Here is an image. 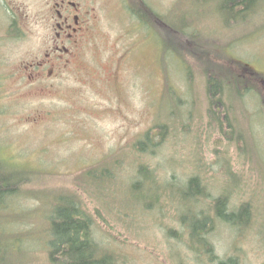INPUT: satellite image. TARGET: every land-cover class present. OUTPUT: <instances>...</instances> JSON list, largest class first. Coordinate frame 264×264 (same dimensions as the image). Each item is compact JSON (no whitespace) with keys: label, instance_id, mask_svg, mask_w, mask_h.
I'll return each mask as SVG.
<instances>
[{"label":"rangeland","instance_id":"obj_1","mask_svg":"<svg viewBox=\"0 0 264 264\" xmlns=\"http://www.w3.org/2000/svg\"><path fill=\"white\" fill-rule=\"evenodd\" d=\"M145 1L161 14L172 11L178 24L193 21L202 41L194 50L183 48L194 75L175 52L164 51L154 29L133 16L135 0H89V32L70 64L56 71L49 66L43 81H34L35 64L52 52L54 14L45 0H0V157L34 173L12 218L17 236L27 241L24 264H51L39 203L47 206L60 194L82 200L99 242L117 264H216L179 236L184 231L173 206L145 210L130 202L131 144L164 120L172 131L153 162L169 159L174 169L156 174L184 176L183 170L197 166L214 194L227 195L228 210L251 202L240 225L220 222L209 240L218 260L264 264V0L246 22L234 20V29L222 23L231 17L223 7L231 0ZM173 38L181 47L182 39ZM215 63L247 77L233 114L246 139L241 147L209 119L202 70ZM102 165L111 177L90 181L89 170L100 176Z\"/></svg>","mask_w":264,"mask_h":264},{"label":"trees","instance_id":"obj_2","mask_svg":"<svg viewBox=\"0 0 264 264\" xmlns=\"http://www.w3.org/2000/svg\"><path fill=\"white\" fill-rule=\"evenodd\" d=\"M231 1H233L232 5L226 2L223 6L231 15L230 19L222 21L227 29L236 27L234 20L244 23L251 14L255 15L262 0ZM135 2L138 7L132 8L133 16L139 22L154 29L164 44V51L175 52L185 64L186 72L190 76L194 75L193 67L188 64L183 48L185 46L194 50L195 44H200L202 41L192 30L193 21L182 19L178 24L172 19V11H169V14L168 12L161 14L145 0H135ZM173 36L180 41L182 39L183 42L180 43L182 48L174 44ZM240 61H238L240 65H245ZM206 62L210 63V61ZM214 65V68L202 70L205 76L209 119L211 122H216L224 138L235 142L237 147H241L240 142L245 138L243 139L244 135L236 124L237 119L233 114H235V106L241 104L245 95L243 88L247 85V77L237 74L224 65L217 63ZM250 74L251 78H255L256 73L252 69ZM167 121L157 123L131 144L129 151L132 150L135 174L132 180H128L130 202L135 200L141 202L145 210L151 207L158 209L166 204L173 206L174 217L184 231L179 236L186 239L188 247L203 250L209 261L217 260L216 264H232L233 258L218 260L212 254L209 235L220 222L232 226L240 225V215L252 204L246 202L238 210H228L227 195L214 194L209 187V180L205 179V174L200 172L202 169L197 166L193 170H183L184 176H178L175 171L174 174L173 170L171 176H167L163 170L162 175L158 176L155 172L157 169L163 168L168 171L174 169L172 160L168 159V162L164 164L158 159L153 162V158L164 144L165 137L171 134L172 130ZM156 127L159 129L155 130ZM245 142L246 147L248 143ZM153 154L156 155L152 156ZM93 170H89L88 178L92 182L103 183V180L111 177V170L106 166L102 165V168L97 169L100 176L95 175ZM33 174L31 169L26 171L16 169L0 157V264H24L23 252L27 249L25 245L27 241L20 235L17 236L16 221L12 218L16 215L13 214L14 205L19 202L23 189L31 181ZM41 202L38 213L45 221L43 224L47 225L43 241L47 246L46 252L51 264H117V257L109 253L99 242L94 229L95 219L76 194L54 196L48 200L47 206ZM37 225L39 224L35 225L36 228ZM171 233L175 231L171 230Z\"/></svg>","mask_w":264,"mask_h":264},{"label":"flooded vegetation","instance_id":"obj_3","mask_svg":"<svg viewBox=\"0 0 264 264\" xmlns=\"http://www.w3.org/2000/svg\"><path fill=\"white\" fill-rule=\"evenodd\" d=\"M54 14V42L52 52L36 65L34 81L41 82L47 74V67L59 70L62 64H70L77 48L89 32V0H45ZM53 53V54H52ZM54 55V57H52ZM52 57V58H51ZM53 74V70H48Z\"/></svg>","mask_w":264,"mask_h":264}]
</instances>
